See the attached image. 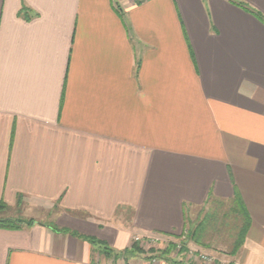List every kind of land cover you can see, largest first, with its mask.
<instances>
[{"label":"crops","instance_id":"crops-1","mask_svg":"<svg viewBox=\"0 0 264 264\" xmlns=\"http://www.w3.org/2000/svg\"><path fill=\"white\" fill-rule=\"evenodd\" d=\"M0 202L22 222L0 264H264V23L230 0H0ZM218 202L245 238L210 263L88 241L180 238Z\"/></svg>","mask_w":264,"mask_h":264},{"label":"rangeland","instance_id":"rangeland-1","mask_svg":"<svg viewBox=\"0 0 264 264\" xmlns=\"http://www.w3.org/2000/svg\"><path fill=\"white\" fill-rule=\"evenodd\" d=\"M236 208L231 206L229 203L218 202V203H209L202 208L195 209L192 214L187 219V229H195L200 222H204L206 224L203 229L202 236L200 237L201 242L204 244V248L199 249L194 242H188L185 245V249L190 253L193 258L195 254L197 256L198 253L195 251L197 248L202 251V255L206 257H211L212 262L215 260L216 256L210 255L213 252L218 253H230L232 251L233 243L235 242L238 233L240 232L243 224L244 218L241 217L240 214L237 213ZM30 215L28 211H22L18 216L27 219ZM7 216L15 217L14 212H0V219H5ZM17 220V218H8ZM48 220V219H47ZM187 232V231H186ZM186 236V235H185ZM133 243H138L140 247L144 250L145 253L149 256H162L161 252L168 249V247H172L173 251L170 254L172 259H179L181 257V248L184 245L183 242L187 240L183 236L181 238H161V237H140L135 236L133 239ZM190 245V248H189ZM190 249V250H189ZM184 255L183 257H186ZM200 260H203L201 256H199ZM210 263L209 261H205Z\"/></svg>","mask_w":264,"mask_h":264},{"label":"trees","instance_id":"trees-1","mask_svg":"<svg viewBox=\"0 0 264 264\" xmlns=\"http://www.w3.org/2000/svg\"><path fill=\"white\" fill-rule=\"evenodd\" d=\"M230 1L232 3H234L235 5L247 10L248 12L253 14L255 17H257L261 22L264 23V16L261 13L250 9L245 3L241 2V1H235V0H230ZM23 11L27 12L28 10L26 8H23ZM236 199L238 200V198H236ZM5 211H6L5 204L0 202V212H5ZM239 213H241V212L239 211ZM29 222L32 223L33 221H29ZM21 223L22 222L19 219L14 220V219H8V218L4 219L3 218V219H0V228L16 229V228H19L21 226ZM205 226H206V224H204V222H200L195 229H187L186 230L187 232L185 231V233H183L181 235V237L184 236L186 238L187 243H186V241L183 242L184 245L182 246L181 251H180V253H181L180 258H183V256L185 255V253L187 251L185 249L186 248L185 245H187L188 242H194L197 245L206 247V246H204V244L200 240V237L202 236L203 229L205 228ZM244 238H245V228L243 227V228H241L240 232L238 233V236H237V238L233 244V251L240 248ZM88 241L92 244L95 251H97L100 255H102L106 258H110L114 262H116L117 260H120V259L128 261V260L134 258L135 256L137 257V256H140L142 254H145L144 250L140 247V245L138 243H134L130 249H125L123 251H117V250L111 248L110 246H108L103 241L97 240L95 238H89ZM172 251H173V249L170 246L165 251H162L161 254L163 257L167 256V259H168V257L171 259L170 254ZM162 256H160V257H162ZM174 262H176V261L174 260Z\"/></svg>","mask_w":264,"mask_h":264},{"label":"built area","instance_id":"built-area-1","mask_svg":"<svg viewBox=\"0 0 264 264\" xmlns=\"http://www.w3.org/2000/svg\"><path fill=\"white\" fill-rule=\"evenodd\" d=\"M134 3H142L146 0H132ZM203 261H209V262H212V258L211 257H206V256H203L201 255Z\"/></svg>","mask_w":264,"mask_h":264}]
</instances>
